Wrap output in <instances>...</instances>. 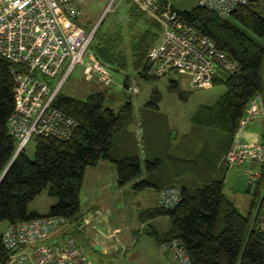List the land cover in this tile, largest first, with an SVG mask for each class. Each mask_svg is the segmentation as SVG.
Masks as SVG:
<instances>
[{"label": "trees", "instance_id": "16d2710c", "mask_svg": "<svg viewBox=\"0 0 264 264\" xmlns=\"http://www.w3.org/2000/svg\"><path fill=\"white\" fill-rule=\"evenodd\" d=\"M258 1L241 6L226 17L200 4L183 10L192 23L238 61L239 69L225 72L226 78L221 80L227 89L214 103L199 104L187 131L177 132L172 124L164 122L160 126L159 122L142 118V147L130 126L136 122V115L132 114L133 103L127 95L114 107L108 101H116L115 96L107 97L104 90L92 92L86 99L58 93L56 104L78 121L73 135L68 139L38 136L34 158L23 149L12 160L17 138L8 121L15 107L11 73L14 63L0 54V221L63 214L75 226L82 217L80 190L86 168L107 158L116 165L119 185L133 180L136 189L155 187L159 191L172 185L182 188L183 200L176 207L155 206L140 213L142 219L169 215L171 223L164 230L153 224L144 227L160 245L174 237L182 238L194 264H264V232L250 227L256 189L251 188L254 200L246 215L224 191L230 166L221 164L250 99L264 93V8ZM129 2L130 26L134 25L132 21L142 24L130 41L129 50L124 48L122 29L104 30L103 24L96 28L90 48L115 70L136 69L140 75L154 78L145 69L148 50L160 37L161 25L136 2ZM168 87L177 90L183 99L191 93L175 79L170 80ZM159 99L160 92L154 90L147 106L158 108ZM46 188L58 196V201L48 213L29 211L30 200ZM2 234L0 264L8 256Z\"/></svg>", "mask_w": 264, "mask_h": 264}, {"label": "built area", "instance_id": "2783aa9c", "mask_svg": "<svg viewBox=\"0 0 264 264\" xmlns=\"http://www.w3.org/2000/svg\"><path fill=\"white\" fill-rule=\"evenodd\" d=\"M135 1L161 25L160 37L148 50L147 75L165 77L173 72L187 73L191 88L199 89L214 82L216 63L228 72L239 69L238 61L173 3ZM252 1L199 0L198 4L226 17ZM82 13L78 0H0V54L14 63L11 73L15 81V107L8 121L11 133L17 138L13 157L25 149L31 138L68 139L73 135L78 121L57 105L56 99L59 88L77 65H84L104 83L115 80L114 69L90 48L97 27L89 29L80 23L78 17ZM128 91L131 95L139 92L137 80L129 84ZM254 121H258L261 128L257 137L250 141L244 133ZM136 123L135 136L142 147L141 115L137 116ZM225 160L230 167L246 166L251 188L256 189L250 227L264 232V93H257L250 99ZM183 196L180 186L163 187L159 190L156 206L176 207ZM69 220L63 214H41L9 222L2 234L3 245L8 251L4 264H100L88 255L74 233L60 242L39 243L64 224H71ZM87 222L76 224L82 235H88ZM118 230L113 228V235L109 233L107 237L91 236L103 252L124 253L128 246L118 237ZM161 247L181 264H194L182 238L163 241Z\"/></svg>", "mask_w": 264, "mask_h": 264}, {"label": "rangeland", "instance_id": "374dc122", "mask_svg": "<svg viewBox=\"0 0 264 264\" xmlns=\"http://www.w3.org/2000/svg\"><path fill=\"white\" fill-rule=\"evenodd\" d=\"M132 1L136 2L135 0ZM164 1L173 3L182 11L189 10L199 3V0ZM78 2L83 10V13L78 17L80 23L87 26H95L97 24V27L103 24L104 30L112 28L122 29L123 45L126 49L129 48V43L134 34L142 29L141 22L136 23L132 21L134 25L130 26L132 18L128 14L129 0H78ZM258 2L264 8V0H259ZM146 14L149 15L147 11ZM105 63L111 66L108 62ZM216 68L217 81H214L212 86L192 89L189 81L190 77L187 73L173 72L165 77L147 78L140 75L136 69L125 71L112 69L115 74V80L111 83H104L93 75L92 72H89L84 65L79 64L68 74L64 83L59 88V93L86 99L90 93L104 90L107 97L111 95L115 96L114 100L116 101H108L114 107H118L127 98V95L133 102L132 114L136 115V122L137 116L141 115L143 119L147 118V120L159 122L160 126L164 122L172 124L175 126L177 132L183 133L190 128L191 117L199 104L214 103L227 89L225 82L221 79L226 78L225 72L228 73V71L218 63H216ZM171 79L178 80L182 88L185 87L187 90L192 89L187 99L181 98L177 90L168 87ZM134 80L138 81L139 92L131 95L128 91V86ZM154 90L160 92L158 108L147 106ZM146 108L148 109L146 110ZM136 122L133 123V129L137 124ZM257 122L254 121L250 126L255 127ZM36 143V138H31L25 145L24 151L31 158L35 157ZM225 153L221 159V164L223 165H227ZM245 167L243 165L240 168H229L226 174L224 191L234 201L239 210L248 215L252 207L254 194L252 190L247 189V184L251 179ZM107 172H109V169L103 168L100 170L99 166L87 167L84 183L80 190V212L89 213V209L94 206H104L106 203H114L116 204L115 207L122 209L123 204V211L127 213L126 217L123 218L117 211L115 212V217L123 219L121 224L124 228H126L129 222L134 229V234L138 238L136 245L124 254L103 252L100 249L95 250V247H93V250L92 245H90L91 243L85 240V237L77 231L76 225L72 226L71 224H64L47 237L42 238L39 243L60 242L67 235L74 233L84 245L88 255L97 263L181 264L180 261L171 259L169 255L164 254L161 245L153 234L139 232L141 223L137 214L141 213V209L156 206L159 195L158 189L155 187L136 189L133 187V180L118 186L117 181H112V178L109 180L110 183L107 179L104 181L97 179L98 176ZM107 182L108 185H106ZM103 185H106L105 188H103ZM58 199V196L50 194L46 188L30 200L28 209L29 211L38 209L40 212L46 213ZM163 217L159 215L152 220L145 218L146 224L148 226L155 224L158 229L162 230L170 223V217ZM8 223L7 219L0 221V233L4 232Z\"/></svg>", "mask_w": 264, "mask_h": 264}, {"label": "crops", "instance_id": "0c3cea01", "mask_svg": "<svg viewBox=\"0 0 264 264\" xmlns=\"http://www.w3.org/2000/svg\"><path fill=\"white\" fill-rule=\"evenodd\" d=\"M139 7L142 10H144L141 6H139ZM213 84H211L209 86H212ZM184 89H187V88L184 87ZM190 90H192V89H190ZM130 126L133 128V124ZM260 128H261V124L259 122H257L255 124V127L249 126V128L244 133L246 138L250 141L254 140L257 137L258 130ZM91 166H99L100 170H102L103 168L109 169V172H107L106 174L103 173L101 176H98L97 179L98 180L101 179V181H104L107 179L109 182V180L112 178V181H117V185L119 186L117 168H116V165L113 161H111L107 158H101L97 164L91 165ZM233 167L240 168L241 166L236 165ZM86 170H87V168H86ZM85 174H86V171H85ZM84 179H85V176H84ZM108 182L106 183V185H108ZM106 185H103V188H105ZM157 200H158V197H157ZM121 204H122V202H121ZM115 205L116 204H114V203H106V204H104V206H94L93 208L89 209V213H84V212L81 213L80 212V214L82 215V217L80 218V221H88L87 222V234L88 235H84L85 240L89 241L91 243L90 245H92L91 247L92 248L95 247V250L100 249V251H102L100 245H98L97 241L94 240L91 235L96 234L99 237H107L109 233L112 234L111 230H113V228H119L117 235H118V237H120L121 241H123L128 246V248L125 250L124 253H126L127 251L130 250V248H132L136 245L138 238L134 234V229L129 224V222L126 225V228H124V226L121 224L122 223L121 221L123 219L122 218L118 219L115 217L116 211L119 212V215L123 216V218L126 217L127 213H125L123 211V204H122V209H120V208L118 209V207H115ZM156 205H157V202H156ZM34 210L40 212L38 209H34ZM141 210H143V209H141ZM48 212L49 211H47L46 213H48ZM40 213H43V212H40ZM159 215H162L164 217H166V216L169 217V215H167V214H159ZM159 215H157V216H159ZM157 216L150 217L147 219L152 220ZM137 217L141 223L140 228H139V232L144 233L145 232L144 227L146 226V220L141 218L140 213L137 214ZM170 223H171V220H170ZM170 223L168 224V226L166 228L169 227ZM153 225L156 227L155 224H153ZM156 228L158 229V227H156ZM166 228H164V229H166ZM164 229H162V230H164ZM93 250H94V248H93ZM162 251L164 252L165 255H168L164 250H162ZM114 252L117 254V251L114 250ZM124 253L120 252L119 254H124Z\"/></svg>", "mask_w": 264, "mask_h": 264}, {"label": "water", "instance_id": "95a60500", "mask_svg": "<svg viewBox=\"0 0 264 264\" xmlns=\"http://www.w3.org/2000/svg\"><path fill=\"white\" fill-rule=\"evenodd\" d=\"M95 27H97V24L95 25ZM15 157L12 158V160L14 159ZM251 181L247 184V189L248 190H251Z\"/></svg>", "mask_w": 264, "mask_h": 264}]
</instances>
